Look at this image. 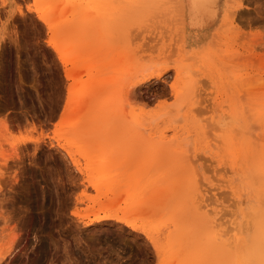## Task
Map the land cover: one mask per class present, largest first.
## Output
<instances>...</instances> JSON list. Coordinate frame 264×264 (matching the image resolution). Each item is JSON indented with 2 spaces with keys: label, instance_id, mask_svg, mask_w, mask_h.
Returning a JSON list of instances; mask_svg holds the SVG:
<instances>
[{
  "label": "rangeland",
  "instance_id": "obj_1",
  "mask_svg": "<svg viewBox=\"0 0 264 264\" xmlns=\"http://www.w3.org/2000/svg\"><path fill=\"white\" fill-rule=\"evenodd\" d=\"M31 7L0 0V264H264V0Z\"/></svg>",
  "mask_w": 264,
  "mask_h": 264
},
{
  "label": "bare ground",
  "instance_id": "obj_2",
  "mask_svg": "<svg viewBox=\"0 0 264 264\" xmlns=\"http://www.w3.org/2000/svg\"><path fill=\"white\" fill-rule=\"evenodd\" d=\"M213 1L214 0H186V2L188 4V7H189V10H190V12L192 14H195L196 12H199V11L206 10V8H208L212 4ZM38 13H39L40 19H42L44 21V23H46L49 27H51L52 26V21L50 19H48L43 13L42 14H40L41 12H38ZM48 42L55 49V51H56L57 55L59 56V58H60V60H61V62L63 64V66L66 68L67 65L70 63V60L66 56V49L63 46L58 45L54 41L49 40ZM163 73H164V70L155 71V72L152 71V72H148L147 74L145 73V75L140 80L136 81L135 84H139L140 85V83L145 82V81H148L149 79L159 78V77H161L163 75ZM66 76H67V78H69L70 74L69 73H66ZM71 94L72 93H70V89H69V91H68L69 98H70ZM108 217H110V216H108L106 214L105 216L96 217L95 219L93 218V220L91 219L90 224H94L95 222H99L102 219H105V218H108ZM254 248H255V252H258L257 251L258 250V247L256 246V244H254ZM202 255H203L202 257H205V253H203ZM202 264H206V263H202ZM243 264H250V263H249V261H247V262L244 261Z\"/></svg>",
  "mask_w": 264,
  "mask_h": 264
},
{
  "label": "snow or ice",
  "instance_id": "obj_3",
  "mask_svg": "<svg viewBox=\"0 0 264 264\" xmlns=\"http://www.w3.org/2000/svg\"><path fill=\"white\" fill-rule=\"evenodd\" d=\"M18 3H21L22 5V8H21V12L23 11H27V12H31L32 11V7H31V0H27V4H28V7L26 9L23 8V4L25 3V0H17ZM10 27V25H9ZM3 264H7V260L3 261Z\"/></svg>",
  "mask_w": 264,
  "mask_h": 264
}]
</instances>
